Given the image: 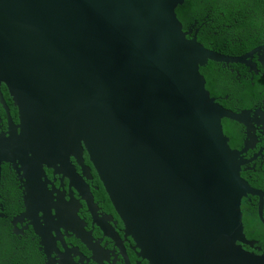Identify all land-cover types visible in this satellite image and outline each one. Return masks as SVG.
I'll use <instances>...</instances> for the list:
<instances>
[{
	"label": "water",
	"instance_id": "obj_1",
	"mask_svg": "<svg viewBox=\"0 0 264 264\" xmlns=\"http://www.w3.org/2000/svg\"><path fill=\"white\" fill-rule=\"evenodd\" d=\"M183 3L0 0V89L19 115L0 134V218L4 163L35 197L45 155L85 148L148 264H264L244 248L260 250L242 212L257 197L263 222L264 192L241 176L246 149L233 150L222 128L248 126L250 113L211 99L200 72L214 62L257 74L264 45L237 57L205 48L178 19ZM84 200L92 208L87 190Z\"/></svg>",
	"mask_w": 264,
	"mask_h": 264
},
{
	"label": "flooded vegetation",
	"instance_id": "obj_2",
	"mask_svg": "<svg viewBox=\"0 0 264 264\" xmlns=\"http://www.w3.org/2000/svg\"><path fill=\"white\" fill-rule=\"evenodd\" d=\"M208 20H211L210 15H206L203 22ZM192 21L194 23L187 29L199 31L196 28L198 21L195 18ZM253 59L257 62L259 60L258 57ZM224 68L230 72L235 71V90H238L241 79L250 80L253 89L254 81H258L259 77L264 78V64L259 62L258 74H250L242 66V71L246 69V74L242 76L238 69L234 70L230 66ZM257 97L252 96L249 99L251 107L248 109H243L244 104L238 103V94L215 98L226 110L236 114L250 113L248 126L234 123L229 126L232 137H228V140L233 144V150L239 152L246 149L241 155L246 161L242 166L241 176L253 188V183L260 182L264 177V101H259ZM0 120L2 131H6L4 120L1 117ZM70 153H66V159L72 167L71 170H67L64 159L60 164L55 160H45L42 185L46 188L38 190L35 197L32 187L29 186L24 191V174L14 173L19 194L3 203L5 222L0 228V239L2 233L11 230L18 241L16 247L13 245L16 251L20 250L28 257L26 264H148L133 238L127 234V227L117 215L86 151L77 157V151L72 147ZM9 170L13 171L10 168ZM86 190L92 199V208L84 200ZM249 197L248 202L258 212L259 198L255 202L257 197ZM39 200L43 205L38 204ZM5 204L17 205L11 219L5 212ZM244 248L254 253L249 247ZM4 249L0 251L5 252ZM261 250L259 254H264V249ZM6 260V256L2 257V264Z\"/></svg>",
	"mask_w": 264,
	"mask_h": 264
},
{
	"label": "trees",
	"instance_id": "obj_3",
	"mask_svg": "<svg viewBox=\"0 0 264 264\" xmlns=\"http://www.w3.org/2000/svg\"><path fill=\"white\" fill-rule=\"evenodd\" d=\"M176 12L185 30L187 26H192L191 23H194L193 18L198 21L196 25V28L199 29L198 42L209 50L229 56H240L264 44V0H185ZM206 15H210L211 20L204 23L203 19ZM230 67L234 70L238 69L241 76L246 74V69L242 71L239 65L238 67L230 65ZM200 72L205 77L206 90L210 93L212 99L217 96L224 97L233 90L236 80L235 71L231 73L223 65L209 62L207 67L200 69ZM259 78L261 81L260 79L255 80L253 89L250 80H240L236 92L238 103L244 104L243 109L251 107L248 101L252 96H260L261 98L257 97L259 101H264V78ZM3 93L4 95L7 94L4 87ZM15 115L17 114L14 112ZM230 125H233V122L226 120L222 122L223 132L227 138L232 137L229 133ZM239 142L241 141L239 140ZM228 144L233 149V144ZM15 183L13 176L6 168L3 178L2 204L19 194ZM253 186L264 191V177L260 182L253 183ZM257 201L258 198L255 199V202ZM16 206L5 204V212L9 219L16 212L14 210ZM242 208L244 233L249 240L259 241V245L264 249V224L259 219L257 210L251 207L248 198L243 200ZM251 210H254V212ZM3 222L5 220L1 219L0 228ZM0 240L6 246H0V249L6 248L4 249L5 252L0 251V263L1 258L4 256L7 257L4 264H26L28 262L26 254L20 250L16 251L15 247L18 241L11 230L2 233V239Z\"/></svg>",
	"mask_w": 264,
	"mask_h": 264
},
{
	"label": "clouds",
	"instance_id": "obj_4",
	"mask_svg": "<svg viewBox=\"0 0 264 264\" xmlns=\"http://www.w3.org/2000/svg\"><path fill=\"white\" fill-rule=\"evenodd\" d=\"M184 2H185V0H184ZM184 4V3H183ZM182 6V5H181ZM180 7V6H179ZM177 11V10H176ZM177 13V12H176ZM177 16H178V14H177ZM179 19V18H178ZM181 22V21H180ZM182 23V22H181ZM187 27H190V26H187ZM186 30H191V34L189 35V38H192V36L195 34V29H192V28H190V29H186ZM197 30H199V29H197ZM199 32V31H198ZM198 34V33H197ZM262 45H264V44H262ZM261 45V46H262ZM252 50V49H251ZM251 50H249V51H251ZM248 51V52H249ZM247 53V52H246ZM245 54V53H244ZM243 54V55H244ZM224 55V54H223ZM240 56H242V55H240ZM233 57H237V56H233ZM254 57H257V56H254ZM254 59H252V61H253ZM254 63H257V72H258V62L257 61H253ZM209 64V63H208ZM207 64V65H208ZM260 64V63H259ZM221 65H223V64H221ZM230 65H239V64H227V65H223V67H225V66H230ZM239 66H242V65H239ZM207 67V66H206ZM242 67H244V68H246L245 66H242ZM247 69V68H246ZM248 70V69H247ZM232 73V72H231ZM250 74H253L252 72L250 73ZM258 74V73H257ZM3 87L6 89V91H7V94L6 95H4V93H3ZM1 92H2V94H3V98H4V100H5V103H6V106H7V108L5 107V104H3L2 103V101H1V97H0V117L4 120V122H3V124H4V127L6 128V131H2V128L0 127V134L1 133H6L7 132V130H10L11 129V126H10V118H9V115H10V117H11V119L12 120H14V122H15V124L13 125V128H16L18 125H19V115H18V112H17V107H15V105H14V102L12 101V98L10 97V95H9V92H8V90H7V88L5 87V85H2L1 86ZM211 98V97H210ZM212 99V98H211ZM215 100V99H214ZM216 102V101H215ZM217 103V102H216ZM223 108V107H222ZM14 112L17 114V115H15L14 116ZM223 121V120H222ZM227 121V120H226ZM0 122H1V120H0ZM236 124V123H235ZM223 128V127H222ZM82 146H83V148H84V145L82 144ZM72 147H66V150L60 155V154H54L53 156H47V155H45V157H46V159L45 160H55V161H57L59 164L61 163V162H63V159L66 161V163H67V159H66V157H67V155H66V153H68V154H71L70 153V149H71ZM84 151H86V149L84 148L83 149V151L82 152H84ZM27 152H28V158H29V162H30V164H31V161L32 160H36L35 159V157H36V153L34 152V151H31V150H29L28 148H27ZM87 153V152H86ZM39 154H41V152H39ZM88 155V154H87ZM77 157H79V155H78V153H77ZM89 157V156H88ZM45 160L43 161V163L45 162ZM90 160V159H89ZM43 163H42V165H41V168H42V171H43V173L42 174H44V170H43ZM92 164V163H91ZM49 167V166H48ZM8 169L9 170V168L10 169H12L13 171H11V170H9V173L13 176V178H15V175H14V173H16V170H14L13 169V166H11V164L10 163H4L3 164V178H4V171H5V169ZM20 168H21V166H20ZM72 169V167L67 163V170H71ZM96 171V170H95ZM21 173H23V171H21ZM17 174V173H16ZM24 174V173H23ZM18 175V174H17ZM43 178H44V175H43ZM43 178H42V180H43ZM19 180H22L21 178H19ZM23 180H25V176H23ZM42 184H43V182H42ZM26 185H27V183H26ZM2 187H3V180H2ZM2 199H3V196H2V192H1V205H2V209H3V204H2ZM1 209V214H3V215H5L4 214V212H3V210ZM264 214V213H263ZM1 219H5V216L3 217V218H0V220ZM260 219V218H259ZM127 234H129V233H127ZM245 236H246V234H245ZM246 238H247V236H246ZM248 239V238H247ZM134 240V239H133ZM249 240V239H248ZM249 241H253V242H255V245H254V249L255 248H260V250H257V249H255V251H259V252H255L254 251V253L255 254H259L260 253V251H262L261 250V248L262 247H260V245H259V241H255V240H249ZM136 243V242H135ZM137 245V244H136ZM0 246H4V244H3V242L0 240ZM137 247L139 248V246L137 245ZM248 247V246H247ZM250 248V247H249ZM140 249V248H139ZM251 249V248H250ZM252 250V249H251ZM252 252V251H251ZM140 254H141V256H142V252H141V250H140ZM259 255H261V254H259ZM143 257V256H142ZM144 258V257H143ZM145 259V258H144ZM146 260V259H145ZM146 262H147V260H146ZM148 263V262H147ZM0 264H2V262L0 263Z\"/></svg>",
	"mask_w": 264,
	"mask_h": 264
},
{
	"label": "rangeland",
	"instance_id": "obj_5",
	"mask_svg": "<svg viewBox=\"0 0 264 264\" xmlns=\"http://www.w3.org/2000/svg\"><path fill=\"white\" fill-rule=\"evenodd\" d=\"M228 94L234 96V94H237V92H236L235 89H233V90H232L230 93H228Z\"/></svg>",
	"mask_w": 264,
	"mask_h": 264
}]
</instances>
